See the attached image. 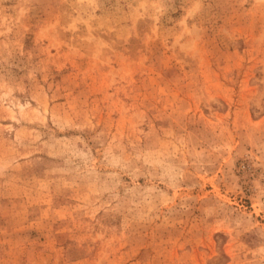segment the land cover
I'll use <instances>...</instances> for the list:
<instances>
[{"label": "rangeland", "instance_id": "obj_1", "mask_svg": "<svg viewBox=\"0 0 264 264\" xmlns=\"http://www.w3.org/2000/svg\"><path fill=\"white\" fill-rule=\"evenodd\" d=\"M0 264H264V0H0Z\"/></svg>", "mask_w": 264, "mask_h": 264}]
</instances>
